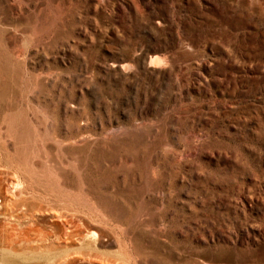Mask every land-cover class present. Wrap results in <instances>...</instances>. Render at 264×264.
I'll list each match as a JSON object with an SVG mask.
<instances>
[{
  "label": "rangeland",
  "instance_id": "1",
  "mask_svg": "<svg viewBox=\"0 0 264 264\" xmlns=\"http://www.w3.org/2000/svg\"><path fill=\"white\" fill-rule=\"evenodd\" d=\"M0 264H264V0H0Z\"/></svg>",
  "mask_w": 264,
  "mask_h": 264
}]
</instances>
